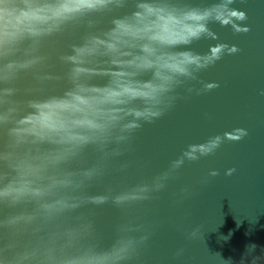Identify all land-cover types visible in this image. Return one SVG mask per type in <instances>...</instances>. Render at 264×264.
Segmentation results:
<instances>
[{"label": "water", "instance_id": "obj_1", "mask_svg": "<svg viewBox=\"0 0 264 264\" xmlns=\"http://www.w3.org/2000/svg\"><path fill=\"white\" fill-rule=\"evenodd\" d=\"M0 34V259L264 264V0H5Z\"/></svg>", "mask_w": 264, "mask_h": 264}, {"label": "clouds", "instance_id": "obj_2", "mask_svg": "<svg viewBox=\"0 0 264 264\" xmlns=\"http://www.w3.org/2000/svg\"><path fill=\"white\" fill-rule=\"evenodd\" d=\"M5 0H0V6H3ZM89 8H92L93 5H88ZM58 27V25H57ZM12 43L11 40L4 34H0V49L8 47ZM165 89L161 86V92ZM216 175V173H212ZM163 187L162 183H157L153 188L144 186L139 189L142 193V198H148L147 193L151 190H159ZM18 190L13 188L12 190H5L0 192V197H9L18 195ZM132 229L128 227H122L121 232H129ZM194 234V233H193ZM147 237H142L141 240L146 239ZM141 241H137L135 238L130 236L120 237L113 247L109 250H105L100 253H95L91 249L85 251L82 255H79L72 259H61L55 255V248L48 247L41 250L27 251L19 253L16 257L9 261L0 259V264H124L136 251L138 244ZM250 249L255 250V245Z\"/></svg>", "mask_w": 264, "mask_h": 264}]
</instances>
